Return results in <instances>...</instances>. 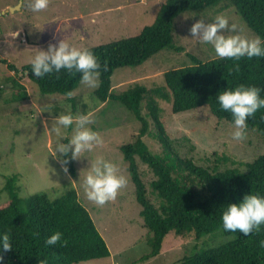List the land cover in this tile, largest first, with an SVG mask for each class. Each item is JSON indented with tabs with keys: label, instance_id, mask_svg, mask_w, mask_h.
Masks as SVG:
<instances>
[{
	"label": "trees",
	"instance_id": "obj_1",
	"mask_svg": "<svg viewBox=\"0 0 264 264\" xmlns=\"http://www.w3.org/2000/svg\"><path fill=\"white\" fill-rule=\"evenodd\" d=\"M215 7L234 8L264 47V0H166L156 20L135 36L87 48L101 64L99 86L95 91L98 100L108 102L109 106L120 102L142 123L134 141L122 145L121 149L124 159L129 162L128 171L135 185L137 202L142 206L140 213L144 225L151 234L148 238L151 249L144 259L158 256L170 233L182 238L193 235L197 241L221 233L230 237L227 242L216 246L195 245L192 254L184 256L176 264H264V247L261 246L264 225L259 231L254 230L249 236H244L238 231H225L222 222V214L228 204H239L248 194L264 196V153L246 163L238 162L226 153L215 152V157L207 159L206 164L183 156L166 134L158 99L171 102L175 113L207 106L218 119L234 124L233 116L221 108L217 97L224 90L245 85L259 88L260 97L264 99V56L221 59L213 50L211 57L203 59L187 52L189 64L166 71L164 86L149 89L137 85L124 91L112 88L116 69L140 66L164 49L184 52L180 32L179 39L175 40L176 19L188 11ZM0 61L7 63L3 59ZM105 65L107 70H104ZM8 66L16 69L14 65ZM23 70L32 73L30 75L42 96L57 97L50 107L54 117L69 113L86 115L93 110L94 104L90 107L89 102L83 101L81 93L71 98L66 95L81 86L82 73L75 70L69 73L62 69L38 78L32 72L31 63L24 65ZM1 85L0 80V104L29 98V93L18 81L14 80L10 99L4 97L5 90ZM61 97L68 104L60 103ZM64 105L68 106L67 109H60L65 108ZM144 108L148 109L147 113H143ZM50 111L46 114H51ZM96 118L100 119L97 115ZM150 120L154 122L156 134H148ZM246 123L248 129L257 130L264 136V108L249 117ZM74 127L75 124L67 128L69 135L64 140L65 144L69 143L70 131ZM146 134L157 137L163 146L161 151L150 147L144 140ZM71 151L67 157L61 153H57V157L61 162L68 160L64 165L75 177L77 167ZM140 160L154 173L150 187L158 203L148 197V185L142 177ZM17 178L18 174L7 177L5 190L10 199L6 206L0 207V238L7 232L12 244L11 251L3 252L0 248V255L4 257L0 264H39V259L45 258L48 264H78L111 256L107 242L80 200L72 181L58 188L22 195L16 184ZM57 231L62 233L60 242L47 245V238Z\"/></svg>",
	"mask_w": 264,
	"mask_h": 264
},
{
	"label": "rangeland",
	"instance_id": "obj_2",
	"mask_svg": "<svg viewBox=\"0 0 264 264\" xmlns=\"http://www.w3.org/2000/svg\"><path fill=\"white\" fill-rule=\"evenodd\" d=\"M165 1L50 0L46 10L34 12L29 7L32 0H0V39L4 38L0 47V59L7 62L0 61V80L5 90L4 97L11 98L14 80L23 85L29 93L27 100L10 104L3 101L0 104V207L9 202L10 196L5 190V185L7 177L13 174H18L16 184L22 195L41 189L58 188L72 181L80 200L89 210L111 251L110 257L78 264H176L184 256L192 254L195 245L216 246L230 238L215 233L197 241L193 235L182 238L170 233L165 239L161 253L144 259L151 249L148 242L151 234L144 225L140 213L142 206L137 202L135 185L128 171L129 162L124 159L121 149L122 145L134 141L142 123L120 102H115L112 106H109L108 102H100L95 94L97 87L89 88L81 84L74 93H81L83 101L89 102L90 107L94 104L90 112L94 122L88 127L98 132L104 143L94 146L91 151H85L80 158L75 159L77 173L73 177L70 172H64L65 165L57 157L59 152L56 153L57 144H65L64 140L69 135L67 128H61V136H57L52 130L58 117H54L50 107L57 97L42 96L37 90V83L32 81L27 72H23V66L31 63L38 49L47 50L50 44L58 46L64 39L78 48H89L135 36L146 25L156 20ZM19 5L20 8L12 10ZM218 15L225 16L229 20V26L232 23L239 25L242 29L241 35L250 39L258 37L232 7L188 11L180 15L175 22V40L179 39L180 32V44L184 46L185 51L177 53L164 49L140 66L116 69L112 77V88L124 91L137 85H144L149 89L164 86L166 71L189 64L187 52L203 59L211 57L214 47L201 43L198 38L192 36L190 29L201 18L205 23H211ZM34 40L41 42L35 43ZM8 64L14 65L16 69ZM39 99L41 104L38 103ZM158 99L162 107L160 119L166 134L183 156L206 164L207 159H213L214 153L217 152L226 153L238 162L246 163L264 153V136L257 130L247 128L246 139L236 141L232 139L234 124L218 119L209 107L202 106L175 113L171 102ZM60 103L68 104L65 99ZM64 107L60 109H67L68 106ZM47 111L51 114L47 115ZM147 112L148 109L144 108L143 113ZM96 115L100 119H97ZM74 128L70 131V137L74 134ZM151 133L156 134L152 120L149 122L148 134ZM148 134L144 136V140L154 151H161L163 146L157 137ZM100 157L115 164L119 168L118 174L127 179L126 187L120 189L117 198L103 206L87 199L84 186L91 164ZM139 165L142 177L148 185V197L158 203V198L150 187L154 173L141 160Z\"/></svg>",
	"mask_w": 264,
	"mask_h": 264
},
{
	"label": "clouds",
	"instance_id": "obj_3",
	"mask_svg": "<svg viewBox=\"0 0 264 264\" xmlns=\"http://www.w3.org/2000/svg\"><path fill=\"white\" fill-rule=\"evenodd\" d=\"M49 3L50 0H32L29 7L34 12H41L48 8ZM190 32L201 43L211 44L216 55L221 59L239 60L245 56L249 59L264 56L261 39L259 37L250 39L241 35L240 26L236 23L229 26V20L223 15H218L211 23H205V20L201 18L193 24ZM225 33L230 34L226 35ZM31 65L32 72L38 78H43L54 70L60 72L62 69H66L69 73L75 70V72L82 73L81 84L89 88L99 86L101 64L95 54L87 48L71 45L65 39L61 40L58 46L50 44L47 50L38 49L31 60ZM104 70H107V65L104 66ZM23 72H27L31 77L30 71L23 70ZM74 94L72 91L66 93L69 98ZM217 99L221 108L233 116L235 130L232 133V139L245 140L246 121L249 117L254 116L259 109L264 108V99L260 97V89L254 86L240 85L234 90L222 91ZM54 122L55 126L52 130L57 136L62 135L61 128H69L75 124L74 134L69 143L59 142L56 146V153L58 151L64 157L68 156L70 148L72 149L71 158L78 159L85 151H91L94 146L104 143L100 134L88 127L94 122L91 113L77 116H73L71 113L60 114ZM62 163L66 165L68 160L65 159ZM64 172H68L67 167H64ZM118 173L119 168L115 164L104 160L103 157L97 158L91 164L84 180L87 199L99 206L114 201L120 189L127 185L126 177ZM222 222L225 231H238L244 236H249L254 230L259 231L264 225V196L248 194L241 203L228 204L222 214ZM61 238L62 233L57 231L47 238L46 244L56 245ZM261 246L264 247V241H261ZM0 248L3 252L12 250L10 236L7 232L0 238ZM3 259V255H0V261ZM39 264H48V261L46 258L39 259Z\"/></svg>",
	"mask_w": 264,
	"mask_h": 264
},
{
	"label": "crops",
	"instance_id": "obj_4",
	"mask_svg": "<svg viewBox=\"0 0 264 264\" xmlns=\"http://www.w3.org/2000/svg\"><path fill=\"white\" fill-rule=\"evenodd\" d=\"M3 35H4V32H3ZM4 38H1L0 39V47L3 45L4 41H3ZM8 65H11V64H8Z\"/></svg>",
	"mask_w": 264,
	"mask_h": 264
},
{
	"label": "water",
	"instance_id": "obj_5",
	"mask_svg": "<svg viewBox=\"0 0 264 264\" xmlns=\"http://www.w3.org/2000/svg\"><path fill=\"white\" fill-rule=\"evenodd\" d=\"M21 7V5H19V6H17V7H14V8H12V10H14V9H16V8H20Z\"/></svg>",
	"mask_w": 264,
	"mask_h": 264
}]
</instances>
